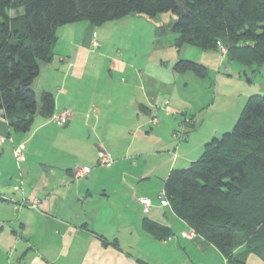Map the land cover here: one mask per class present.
Masks as SVG:
<instances>
[{
	"label": "crops",
	"instance_id": "1",
	"mask_svg": "<svg viewBox=\"0 0 264 264\" xmlns=\"http://www.w3.org/2000/svg\"><path fill=\"white\" fill-rule=\"evenodd\" d=\"M105 32L87 22L62 26L54 60L40 64L46 80L39 90L53 95L54 114L72 112L68 124L59 128L37 117L30 132L14 133L0 115V264H230L200 236H181L191 228L157 195L169 172L187 167L201 150L185 129L197 114H189L196 105L189 82L200 89L209 74L217 75L216 82H239L241 69L221 52L201 50L195 60L207 76L177 74L163 70L161 59L113 55ZM98 61L108 65L105 83ZM183 128L180 141L173 135ZM197 128L195 123L192 131ZM20 144L25 160L14 163ZM103 151L111 162L99 166ZM82 167L89 174L75 179L74 170ZM140 197L153 201L147 214ZM144 219L168 227L171 235L156 239ZM244 264L264 261L249 254Z\"/></svg>",
	"mask_w": 264,
	"mask_h": 264
},
{
	"label": "trees",
	"instance_id": "2",
	"mask_svg": "<svg viewBox=\"0 0 264 264\" xmlns=\"http://www.w3.org/2000/svg\"><path fill=\"white\" fill-rule=\"evenodd\" d=\"M163 12L176 16L175 48L219 52L221 45L229 63L252 74L264 70V0H0V115L12 132L28 133L37 117L54 114L53 95L34 84L40 64L54 60L58 28ZM172 69L208 74L189 60ZM186 127L194 129L193 118ZM163 190L173 213L230 264H244L249 254L264 261V95H251L232 130L205 143L197 160L171 170ZM143 226L158 240L171 235L147 219Z\"/></svg>",
	"mask_w": 264,
	"mask_h": 264
},
{
	"label": "rangeland",
	"instance_id": "3",
	"mask_svg": "<svg viewBox=\"0 0 264 264\" xmlns=\"http://www.w3.org/2000/svg\"><path fill=\"white\" fill-rule=\"evenodd\" d=\"M175 19L176 16L171 12L158 13L152 17L132 13L120 20L108 22L109 24L105 23L102 26H105V35L108 38L107 50L112 49L111 53L113 55L121 51L122 55L126 53L133 58L140 57L137 61L142 60L145 62L149 60L151 62L161 59L163 70L165 68L172 70L174 63L180 59L197 62L195 55L201 52L199 48L188 45L180 49L174 47L173 41L176 38V34L173 33V24ZM172 58L174 62H172ZM96 63V67L103 70L101 79H104V83L109 81L108 76H106L108 75L106 72L107 62L98 61ZM233 66L241 69L236 74L240 79L239 82L236 81V78L228 77L225 82H216L217 75L215 74H209L208 79L201 83L200 89L193 81L189 82L191 91L193 90L194 93L191 96L192 98L195 97L194 102H196L194 109L191 108L189 114L197 113L194 122L198 128L195 132L191 130L187 137L190 139V144L195 141L201 145L199 154L195 156L196 159L202 154L205 143L211 141L212 138H220L223 133L232 130L247 99L251 95H264L263 69L259 73L252 74L249 71L246 72L235 63ZM244 72L245 75L243 74ZM186 74L192 73L187 72ZM45 80V77H42L40 73L34 88L41 89L44 87ZM205 85L206 88L202 89ZM215 98L216 100L213 103ZM204 101H206L205 104ZM209 107L210 109H207ZM197 110L201 112L199 113ZM59 128L62 127L59 126ZM12 160L14 163L16 162L14 157Z\"/></svg>",
	"mask_w": 264,
	"mask_h": 264
},
{
	"label": "built area",
	"instance_id": "4",
	"mask_svg": "<svg viewBox=\"0 0 264 264\" xmlns=\"http://www.w3.org/2000/svg\"><path fill=\"white\" fill-rule=\"evenodd\" d=\"M91 46L94 49L99 48V41L97 39L96 33L93 34V37L91 40ZM219 52H221L222 54H225L226 50L223 46L220 45L219 46ZM165 103L167 104L166 101H165ZM71 118H72V112L70 110H64L60 113L53 114V116L50 118V120L53 123H55L57 126L63 127L66 124H68V122L70 121ZM151 123L152 124L157 123V119L152 118ZM185 129L187 130V127ZM185 129L183 128L180 132H176L173 136L175 138L179 139L180 141H183L185 139V134H186ZM4 141H5V138L0 137V143H3ZM23 150H24L23 144L18 145L13 150V156H14L15 161L17 163H22L25 160ZM110 162H111V159H110L109 154H106V152H104V151L100 152V155L98 157V165L99 166H106V165H109ZM89 172H90V168H88V167L77 168L74 170V173H73L74 178L75 179L82 178V177L88 175ZM157 199H158L161 206H168L169 205L164 190H162L158 193ZM137 201L141 205L143 213L144 214L149 213L150 208L153 206L152 199L149 197H140L137 199ZM35 206H36V202L33 201L31 203V207H35ZM196 235L197 234L193 229H190L188 232L181 233V236L189 238V239L196 237Z\"/></svg>",
	"mask_w": 264,
	"mask_h": 264
},
{
	"label": "water",
	"instance_id": "5",
	"mask_svg": "<svg viewBox=\"0 0 264 264\" xmlns=\"http://www.w3.org/2000/svg\"><path fill=\"white\" fill-rule=\"evenodd\" d=\"M178 9H179V12L181 13L182 8L181 7H178ZM243 74L245 75V72Z\"/></svg>",
	"mask_w": 264,
	"mask_h": 264
}]
</instances>
